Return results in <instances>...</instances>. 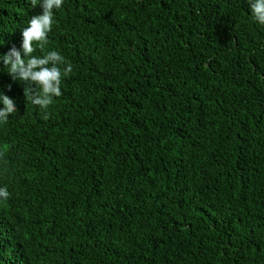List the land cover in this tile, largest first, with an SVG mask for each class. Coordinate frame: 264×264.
<instances>
[{
    "label": "trees",
    "instance_id": "obj_1",
    "mask_svg": "<svg viewBox=\"0 0 264 264\" xmlns=\"http://www.w3.org/2000/svg\"><path fill=\"white\" fill-rule=\"evenodd\" d=\"M42 12L0 0V56ZM54 20L33 55L73 70L48 109L0 60L17 108L0 123V264H264L250 0H63Z\"/></svg>",
    "mask_w": 264,
    "mask_h": 264
},
{
    "label": "clouds",
    "instance_id": "obj_2",
    "mask_svg": "<svg viewBox=\"0 0 264 264\" xmlns=\"http://www.w3.org/2000/svg\"><path fill=\"white\" fill-rule=\"evenodd\" d=\"M30 3L35 7L40 0H30ZM62 5L63 0H42V14L32 17L22 31V52L13 47L7 54L0 56L8 74L25 84V97L44 110L53 103L54 97L62 95V78L73 70L72 65L57 51H49L43 56L33 55L35 46L43 50L47 44L48 34L55 23L54 10ZM250 9L254 20L264 25V0H250ZM0 102L3 104L0 123H6L9 115L17 112L15 101L0 93ZM47 118L45 115L44 119ZM0 156H3L2 152ZM9 196L6 187L0 188V198L7 200Z\"/></svg>",
    "mask_w": 264,
    "mask_h": 264
}]
</instances>
